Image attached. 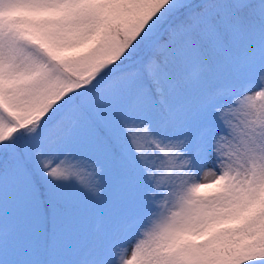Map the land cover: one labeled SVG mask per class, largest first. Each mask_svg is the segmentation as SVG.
Wrapping results in <instances>:
<instances>
[{
	"label": "snow or ice",
	"instance_id": "snow-or-ice-1",
	"mask_svg": "<svg viewBox=\"0 0 264 264\" xmlns=\"http://www.w3.org/2000/svg\"><path fill=\"white\" fill-rule=\"evenodd\" d=\"M0 264H264V0H0Z\"/></svg>",
	"mask_w": 264,
	"mask_h": 264
}]
</instances>
